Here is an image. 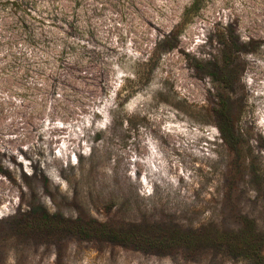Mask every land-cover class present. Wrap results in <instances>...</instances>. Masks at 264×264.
<instances>
[{
  "label": "rangeland",
  "instance_id": "1",
  "mask_svg": "<svg viewBox=\"0 0 264 264\" xmlns=\"http://www.w3.org/2000/svg\"><path fill=\"white\" fill-rule=\"evenodd\" d=\"M192 2L0 0V264H264V0Z\"/></svg>",
  "mask_w": 264,
  "mask_h": 264
},
{
  "label": "trees",
  "instance_id": "2",
  "mask_svg": "<svg viewBox=\"0 0 264 264\" xmlns=\"http://www.w3.org/2000/svg\"><path fill=\"white\" fill-rule=\"evenodd\" d=\"M19 0H14V3H16V5L18 4ZM202 2V0H193V2L191 3L190 7L185 11L184 15L186 16L187 14H190V12L192 13H196L200 7V3ZM171 34V33H170ZM170 34H167L166 36H164L163 38V44H165L168 40V38H170ZM235 42H231L227 36L225 34H223V39H222V46H223V51L228 53L226 54L225 57H227V60L230 59V55H235V54H240L242 51H241V46L243 44H241V42H239V40H234ZM250 43H246L244 44L245 46H248ZM236 46V47H233V46ZM174 47H171V48H167L166 46H164L163 48H159L158 46L154 49V52H153V55L151 57V60H153L152 58H155L153 60V63L152 64V67L150 68H153L157 65V63L159 62L160 58H161V55L163 52H166L167 49H172ZM150 60V59H149ZM228 62V61H227ZM226 64V63H225ZM230 64H226V67L223 68L221 70V74L224 76L223 80L221 81V84L222 83H225L226 81H228V78L230 76ZM152 69H150L151 71ZM149 79V78H148ZM131 93H129L126 98H129ZM220 112L218 111V113L223 117L224 115L226 116V113H227V109H226V106L224 105H220V108H219ZM217 126V129L218 131L220 132V137H221V140L223 142H225L226 144H230V145H234L236 143V141L234 140V132L230 129L229 125L228 124H225V125H216Z\"/></svg>",
  "mask_w": 264,
  "mask_h": 264
}]
</instances>
